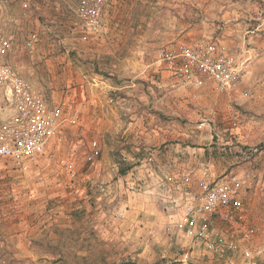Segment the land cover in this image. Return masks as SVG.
I'll return each mask as SVG.
<instances>
[{
  "label": "rangeland",
  "instance_id": "obj_1",
  "mask_svg": "<svg viewBox=\"0 0 264 264\" xmlns=\"http://www.w3.org/2000/svg\"><path fill=\"white\" fill-rule=\"evenodd\" d=\"M78 2L0 0V25L12 43L8 62L50 106L65 117L78 115L75 123L63 124L47 148L55 157L73 159V172L57 173L45 158L30 176L10 168L25 197L40 205V223L56 228L32 242L41 243L56 264H195L198 249L183 261L187 246L166 240L164 228L178 215L170 216L164 208L158 184L162 173L178 164L198 166L179 159L157 161V150L178 141L170 133L191 124L198 133L188 144L207 148L199 166L216 177L233 174L244 181L241 204L255 233L240 243L261 249L252 258L240 251L200 255L214 259L236 253L260 264L264 0H107L102 29L86 40ZM31 32L39 40L27 48L24 41ZM208 40L224 43L242 64L237 87L220 93L207 80L198 88H183L169 69L156 63L163 48ZM8 111L0 97V120ZM143 112L150 114L148 119L134 118ZM147 130L159 142L148 144L142 138ZM94 139L100 155L87 162ZM150 153L154 161L146 163Z\"/></svg>",
  "mask_w": 264,
  "mask_h": 264
},
{
  "label": "built area",
  "instance_id": "obj_2",
  "mask_svg": "<svg viewBox=\"0 0 264 264\" xmlns=\"http://www.w3.org/2000/svg\"><path fill=\"white\" fill-rule=\"evenodd\" d=\"M106 1L79 0L76 13L82 23L83 40L102 29ZM3 30L0 25V97L9 111L0 120V163L30 176L33 166L45 158L53 162L57 173L73 172V159L55 157L47 148L63 124L75 123L78 115L65 117L60 108L50 106L44 95L12 67L7 60L12 43ZM38 40L37 33L31 32L24 45L33 48ZM155 60L169 69L183 88H198L209 80L222 93L237 87L242 78V64L222 42H178L159 50ZM99 147L97 140L90 141L87 162L100 155ZM144 160L151 163L154 155L150 153ZM158 189L170 216L178 215L176 221L166 225L164 232L168 243L187 246L183 261L195 249L211 256L223 251H240L247 258L261 252L260 248L253 251L240 243L249 241L255 229L246 223L241 204L244 181L236 175L216 177L205 166L178 164L162 173Z\"/></svg>",
  "mask_w": 264,
  "mask_h": 264
},
{
  "label": "crops",
  "instance_id": "obj_3",
  "mask_svg": "<svg viewBox=\"0 0 264 264\" xmlns=\"http://www.w3.org/2000/svg\"><path fill=\"white\" fill-rule=\"evenodd\" d=\"M149 116L150 114L145 112L134 114L136 119H148ZM197 125L202 128L203 123ZM196 127L190 124V126L170 133L171 138L178 141L168 145V149L157 150L159 151L157 161L160 164H167L179 159L188 166H199L202 161L201 156L204 154L203 150L207 148L188 144L190 138L196 137L198 133V130H195ZM136 134L137 131L131 134V137H135ZM142 138L150 145L156 144L160 139L150 130L142 131ZM16 177L10 167L0 163V264H56L54 256L40 248L41 243L31 240V238H40L51 234L56 228L54 226L48 229L47 225L43 226L40 223L38 215L40 205L36 203L37 201H33L34 199L25 197L26 193L21 189V183L16 180ZM260 211L263 215L264 204L260 206ZM45 245L47 243H44L42 247ZM257 245L262 247L264 243H257ZM194 253L195 258L192 259V262L195 264H250L243 256L236 253L217 255L214 259L210 255L201 257L200 254L205 253L200 249ZM260 264H264V261H261Z\"/></svg>",
  "mask_w": 264,
  "mask_h": 264
}]
</instances>
